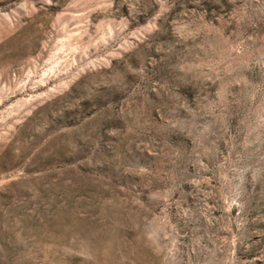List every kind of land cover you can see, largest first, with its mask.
<instances>
[{
  "label": "rangeland",
  "instance_id": "obj_1",
  "mask_svg": "<svg viewBox=\"0 0 264 264\" xmlns=\"http://www.w3.org/2000/svg\"><path fill=\"white\" fill-rule=\"evenodd\" d=\"M0 264H264V0H0Z\"/></svg>",
  "mask_w": 264,
  "mask_h": 264
}]
</instances>
